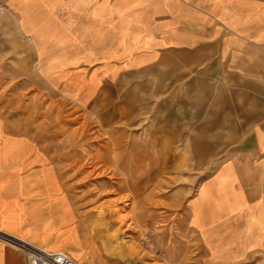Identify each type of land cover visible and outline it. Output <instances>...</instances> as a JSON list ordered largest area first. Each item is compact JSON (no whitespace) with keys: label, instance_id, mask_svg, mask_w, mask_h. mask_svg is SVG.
<instances>
[{"label":"crops","instance_id":"crops-1","mask_svg":"<svg viewBox=\"0 0 264 264\" xmlns=\"http://www.w3.org/2000/svg\"><path fill=\"white\" fill-rule=\"evenodd\" d=\"M16 1L20 35L67 43L73 68L103 65L99 86L86 82L90 99L115 101L120 116L165 112L192 150L180 163L217 166L192 227L214 218L240 252L264 245V0ZM157 154L134 163L170 164ZM56 166L28 137L0 136V264H26L24 245L88 264L91 249H71L90 242Z\"/></svg>","mask_w":264,"mask_h":264},{"label":"rangeland","instance_id":"rangeland-1","mask_svg":"<svg viewBox=\"0 0 264 264\" xmlns=\"http://www.w3.org/2000/svg\"><path fill=\"white\" fill-rule=\"evenodd\" d=\"M12 1L0 0V136H26L57 162L79 236L90 242L71 249H91L88 264H264L263 244L240 252L235 230H218L214 218L192 227L199 190L217 166L180 163L193 154L172 116H120L115 101L90 99L86 82L99 86L103 65L73 68L67 43L20 35ZM152 145L170 164L134 163L156 156Z\"/></svg>","mask_w":264,"mask_h":264},{"label":"built area","instance_id":"built-area-1","mask_svg":"<svg viewBox=\"0 0 264 264\" xmlns=\"http://www.w3.org/2000/svg\"><path fill=\"white\" fill-rule=\"evenodd\" d=\"M23 251L26 264H80L63 251L49 252L31 245H24Z\"/></svg>","mask_w":264,"mask_h":264}]
</instances>
